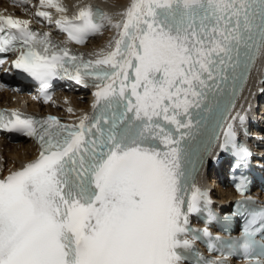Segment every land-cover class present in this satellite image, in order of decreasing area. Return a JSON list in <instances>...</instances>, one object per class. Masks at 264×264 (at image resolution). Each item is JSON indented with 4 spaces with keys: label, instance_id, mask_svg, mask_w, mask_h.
Masks as SVG:
<instances>
[{
    "label": "snow or ice",
    "instance_id": "obj_1",
    "mask_svg": "<svg viewBox=\"0 0 264 264\" xmlns=\"http://www.w3.org/2000/svg\"><path fill=\"white\" fill-rule=\"evenodd\" d=\"M14 3L77 44L116 31L86 59L32 20L0 14V55L15 53L11 67L41 84L45 103L55 78L95 88L77 123L0 111V130L40 148L0 177V264H264V208L227 240L209 231L211 212L204 228L189 223L210 203L192 183L200 152L219 140L251 156L236 143L245 116L228 114L264 51V0H130L115 22L93 5L68 15L62 0ZM201 239L220 256L196 252Z\"/></svg>",
    "mask_w": 264,
    "mask_h": 264
},
{
    "label": "bare ground",
    "instance_id": "obj_2",
    "mask_svg": "<svg viewBox=\"0 0 264 264\" xmlns=\"http://www.w3.org/2000/svg\"><path fill=\"white\" fill-rule=\"evenodd\" d=\"M100 2L102 3L109 15L112 17L113 22L120 20L121 16L119 13L123 11L124 6L127 4L128 0H62L65 6L68 8V14L78 6L90 2ZM2 8V7H1ZM4 13H14L16 16H24L28 12V9L24 8V12H17L16 9H10L3 7ZM53 16L56 17V14L53 10ZM48 30L54 31L55 27H49ZM115 30L112 27L106 25V27L91 41H89L84 47L83 50L87 51L92 48H105L106 43H108L111 31ZM109 36V37H108ZM2 100H5L9 103L10 99L13 101H18L19 97H14L13 95H4ZM88 94L80 93L79 91L72 93H62L54 97L55 101L52 105L48 106L46 109L51 113H55L60 116L62 119L67 121H75L82 115L88 107ZM12 102V101H10ZM258 111H261L264 100L258 103ZM32 107V106H31ZM71 107L74 111L69 113L67 109ZM38 153V149L35 144L30 140L19 139L14 142L7 141L5 139H0V176L8 174L9 171H12L25 163L31 161ZM214 180H211V185H213ZM215 189L213 194L216 198L221 199L220 202L225 203L229 200L231 193L229 189H222L219 184H214Z\"/></svg>",
    "mask_w": 264,
    "mask_h": 264
}]
</instances>
